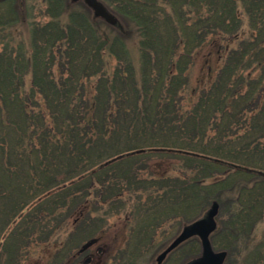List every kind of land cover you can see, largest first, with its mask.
<instances>
[{
	"label": "trees",
	"instance_id": "obj_1",
	"mask_svg": "<svg viewBox=\"0 0 264 264\" xmlns=\"http://www.w3.org/2000/svg\"><path fill=\"white\" fill-rule=\"evenodd\" d=\"M100 1L115 24L71 0L0 2V114L16 133L0 200L30 205L8 255L118 221L115 259H135L216 200L224 264H264V0Z\"/></svg>",
	"mask_w": 264,
	"mask_h": 264
},
{
	"label": "rangeland",
	"instance_id": "obj_2",
	"mask_svg": "<svg viewBox=\"0 0 264 264\" xmlns=\"http://www.w3.org/2000/svg\"><path fill=\"white\" fill-rule=\"evenodd\" d=\"M73 3H78L79 6H82L83 8L85 7L88 8L82 1H77ZM37 9L38 8L32 10L31 14L34 17L39 18L37 16L38 15ZM108 10L114 15L111 9L108 8ZM114 17L116 16L114 15ZM128 50H129L128 51L129 58L136 65V67H138V51L134 45V42L133 43L132 41L129 42ZM212 60H213L212 64H214L215 59L213 58ZM200 66H201V55H198L190 69V80L192 82L197 77L200 70ZM27 81L28 78H26V82ZM15 138H16V133L14 130L9 129V127L7 126V119L5 118L4 113L0 114V142L3 147V151H5L8 148L11 140H15ZM7 161L8 160L6 155L4 156V153L1 154L0 152V165L2 166L4 164L5 165L8 164ZM13 163H15L14 167H16V164H18L17 166L21 164V162L19 161ZM39 188L40 187L37 188L36 181H34L33 186H31V189L28 192L30 194H33L36 191V189ZM21 200H19V202ZM23 201L25 202V200H22V202H20L19 205L17 204L18 206L15 205V208L12 206H8L9 208H6L7 210L4 211L5 210L4 208L5 205L3 204L4 202L0 200V264H78L81 260H83L82 258L88 254L94 255L90 264H126L127 262H130V260H133L134 262L131 264H156L157 255L172 241V239L180 232L182 228L181 227L179 229L176 227L170 231L166 230L164 236L162 235L158 236V238H156V241L152 245L151 243L149 244V247H147L148 248L147 252L145 251L142 252V254L136 256L135 259H115V257L119 255V252L124 248V245L126 244L124 242V237L122 235V233L126 231L124 230L122 232L123 227L120 225L118 221L114 222L115 225H113V227H111L108 230V232H106V235L103 234L100 240L96 244L87 248L82 254L77 255V251L80 248V246L86 240H88L87 238H81L79 241L75 242L76 244L75 245L71 242L70 237H69V241L67 240V243L66 241L64 242L65 240L64 237H66V234H61L59 239L61 240V242L63 241V243H61V245L63 244V246H61L60 248L61 249L60 253L63 255V258L53 259L55 255L54 251L59 244L58 240L55 241L52 238L47 242H43L41 238L40 240L37 239L38 236L37 234L36 236H32L29 241L26 240H23V242L20 241L21 248L18 251L17 257L15 256L14 258L8 255L9 254L8 250L11 249L10 247L12 241H14V239H17V236L22 232V228H19L20 223L24 215L26 214L28 208L30 207V205H27L24 207L23 210L18 211L17 207L23 205L24 204ZM32 202L33 201H31L30 203ZM263 207L264 204L262 206V209ZM3 212H7L8 214H10V216H13V214L15 215L14 218L9 217L11 220L10 223L5 224V221L2 220ZM263 230H264V219L258 222V225L255 229V235L257 239L260 237ZM161 243H162L161 246L162 249L157 250L156 248ZM98 247L102 248L103 250V252L100 255H97L96 253ZM199 253H200L199 242L198 239L195 238L194 240H190L178 245L175 249H173L165 256V258L161 261L160 264H184L187 260L198 256ZM242 256L243 258L241 257L231 258L227 264H231L232 262H234L235 264H249L248 262L251 259V257L246 258L245 255ZM71 257H74V259H72ZM9 259H14V260H9Z\"/></svg>",
	"mask_w": 264,
	"mask_h": 264
},
{
	"label": "water",
	"instance_id": "obj_3",
	"mask_svg": "<svg viewBox=\"0 0 264 264\" xmlns=\"http://www.w3.org/2000/svg\"><path fill=\"white\" fill-rule=\"evenodd\" d=\"M4 0H0L2 2ZM72 2L82 1L92 13L109 24H115L116 19L113 14L99 0H71ZM219 211V203L216 200L211 201L209 206L203 213L194 220L182 226L180 232L172 239V241L157 255L156 264H160L165 256L175 249L182 242L191 237H196L199 241L200 253L198 256L189 259L184 264H223L226 258V251L215 250L210 241V235L216 229V216ZM264 219V208L262 210ZM98 238H90L85 241L79 252L89 248L98 242ZM98 252L102 249L98 248ZM91 257H86L81 264H88Z\"/></svg>",
	"mask_w": 264,
	"mask_h": 264
},
{
	"label": "flooded vegetation",
	"instance_id": "obj_4",
	"mask_svg": "<svg viewBox=\"0 0 264 264\" xmlns=\"http://www.w3.org/2000/svg\"><path fill=\"white\" fill-rule=\"evenodd\" d=\"M54 252H55V255H56V254H57V255H56V256L54 255L53 259H62V258H63V255L60 253V252H61V249L56 248ZM83 252H84V251H83ZM83 252H81V253H77V255L82 254ZM58 253H60V256H58ZM67 253H68V252H67ZM67 253H66V254H67ZM66 254H65V255H66ZM88 255H90V254H88ZM86 256H87V255H86ZM86 256H84L82 259H84ZM71 258L74 259V257H71Z\"/></svg>",
	"mask_w": 264,
	"mask_h": 264
}]
</instances>
